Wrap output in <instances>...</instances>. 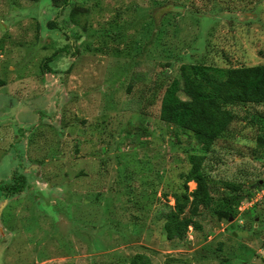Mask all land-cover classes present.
I'll use <instances>...</instances> for the list:
<instances>
[{
    "label": "rangeland",
    "instance_id": "1",
    "mask_svg": "<svg viewBox=\"0 0 264 264\" xmlns=\"http://www.w3.org/2000/svg\"><path fill=\"white\" fill-rule=\"evenodd\" d=\"M182 63L264 65V0H0V264H264V102L203 152L160 103ZM188 154L239 202L168 240Z\"/></svg>",
    "mask_w": 264,
    "mask_h": 264
},
{
    "label": "trees",
    "instance_id": "2",
    "mask_svg": "<svg viewBox=\"0 0 264 264\" xmlns=\"http://www.w3.org/2000/svg\"><path fill=\"white\" fill-rule=\"evenodd\" d=\"M69 17L72 22H76L73 12ZM208 72L215 73L217 77L214 79L217 82L211 86L206 84ZM219 80L222 81L221 84ZM177 91L185 93L188 98H180ZM210 101H218V107L210 108L208 104ZM262 102H264V65L262 64L212 68L182 63L160 98L162 110L166 111L172 127L175 130L189 131L203 152L221 136L233 119V114L222 106ZM255 142L258 149L264 150V136H257ZM203 160V154L187 156L190 164L187 179L192 180L195 187L187 193L172 194L173 205L164 216L162 223V229L168 240H181L184 237L187 227L192 223V216L197 214L198 207L214 205L216 216L226 219L233 216L238 206L239 198L236 195H225L216 199L212 197L211 189L201 171ZM18 177L22 181L23 176ZM5 187L10 194L20 191L19 184L13 183ZM186 208L188 215L183 216ZM130 264H151V262L145 254L135 253L130 259Z\"/></svg>",
    "mask_w": 264,
    "mask_h": 264
}]
</instances>
